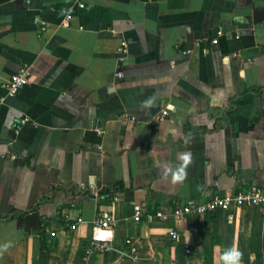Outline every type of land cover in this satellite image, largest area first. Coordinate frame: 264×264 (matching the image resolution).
Masks as SVG:
<instances>
[{
  "label": "crops",
  "instance_id": "obj_1",
  "mask_svg": "<svg viewBox=\"0 0 264 264\" xmlns=\"http://www.w3.org/2000/svg\"><path fill=\"white\" fill-rule=\"evenodd\" d=\"M111 184L127 191L100 197ZM248 188L264 189V0H0V264H41L42 236L43 264H264V209L173 216Z\"/></svg>",
  "mask_w": 264,
  "mask_h": 264
},
{
  "label": "built area",
  "instance_id": "obj_2",
  "mask_svg": "<svg viewBox=\"0 0 264 264\" xmlns=\"http://www.w3.org/2000/svg\"><path fill=\"white\" fill-rule=\"evenodd\" d=\"M81 8L84 5H80ZM72 21V16L68 15L64 22L62 23V28H69ZM35 25L41 30V32H46L48 26L46 23L42 22L39 18L35 19ZM218 41H213V44H217ZM119 62L124 64L129 57V43L123 41L119 47ZM115 78L123 79L124 72L122 67L118 68L115 72ZM33 80V72L29 66L22 67L5 85V89L8 97H16L19 92L26 86L30 85ZM163 115H167L164 113ZM101 135L102 131H98ZM11 160H16L17 156L15 154L10 155ZM260 208L264 209V189L261 188H248L241 189L225 196L215 195L206 202H195L188 205L178 206L174 209L173 216L178 219L190 218L194 215H208L213 216L218 213H224L227 215V220L232 222L235 219V213L237 210L243 208ZM142 212L139 208L135 210V220L140 221ZM161 221L168 219V215L158 212L156 215ZM116 226V221L112 215L111 211H102L101 215L94 221V232L106 231L112 233ZM53 237L56 235L53 234ZM170 238L175 241L178 239V232L174 231L169 234ZM92 241V251L97 254L106 253L112 250L111 240H101L94 234L91 238ZM132 245L131 241L128 242ZM191 250L186 249V254L190 255Z\"/></svg>",
  "mask_w": 264,
  "mask_h": 264
},
{
  "label": "trees",
  "instance_id": "obj_3",
  "mask_svg": "<svg viewBox=\"0 0 264 264\" xmlns=\"http://www.w3.org/2000/svg\"><path fill=\"white\" fill-rule=\"evenodd\" d=\"M126 191H127V189L125 188V186L123 184H111L110 186L106 187L105 190L100 192V197H102L103 199H111V198H114L117 193H124ZM16 215L21 217L24 214H14V215L10 216L8 219H6V221L7 220L10 221V220L14 219L16 217ZM49 253H50L49 246H48L45 238L42 236L41 264H43L44 261L48 258ZM207 264H210L208 259H207Z\"/></svg>",
  "mask_w": 264,
  "mask_h": 264
},
{
  "label": "clouds",
  "instance_id": "obj_4",
  "mask_svg": "<svg viewBox=\"0 0 264 264\" xmlns=\"http://www.w3.org/2000/svg\"><path fill=\"white\" fill-rule=\"evenodd\" d=\"M181 159L184 161V164L181 165V168L179 169V171H183L184 168L186 167L187 163L190 162V156L188 154H184L181 156ZM169 170H165V172L167 173ZM240 253L237 251H233L231 249L227 250L224 253V256L222 257V259L225 261V264H238L239 258H240Z\"/></svg>",
  "mask_w": 264,
  "mask_h": 264
}]
</instances>
